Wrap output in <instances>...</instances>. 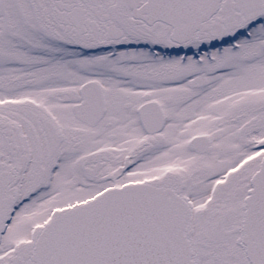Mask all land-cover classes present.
I'll list each match as a JSON object with an SVG mask.
<instances>
[{
	"label": "snow or ice",
	"instance_id": "6c2138e0",
	"mask_svg": "<svg viewBox=\"0 0 264 264\" xmlns=\"http://www.w3.org/2000/svg\"><path fill=\"white\" fill-rule=\"evenodd\" d=\"M0 264H264V0H0Z\"/></svg>",
	"mask_w": 264,
	"mask_h": 264
}]
</instances>
